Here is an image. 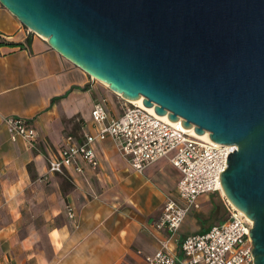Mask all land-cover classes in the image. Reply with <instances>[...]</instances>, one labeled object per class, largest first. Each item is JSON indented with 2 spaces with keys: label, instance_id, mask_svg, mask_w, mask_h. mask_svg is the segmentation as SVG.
Segmentation results:
<instances>
[{
  "label": "crops",
  "instance_id": "0c3cea01",
  "mask_svg": "<svg viewBox=\"0 0 264 264\" xmlns=\"http://www.w3.org/2000/svg\"><path fill=\"white\" fill-rule=\"evenodd\" d=\"M30 31L0 3V264H146L169 237L154 226L164 201L184 203L180 172L167 157L137 172L109 136L91 144L96 166L72 156L50 172L67 137L81 144L96 131L94 104L106 124L126 104ZM12 116L36 130L33 145L11 139L5 118ZM224 215L222 196L202 194L177 237L206 231ZM167 243L179 257V242Z\"/></svg>",
  "mask_w": 264,
  "mask_h": 264
},
{
  "label": "water",
  "instance_id": "95a60500",
  "mask_svg": "<svg viewBox=\"0 0 264 264\" xmlns=\"http://www.w3.org/2000/svg\"><path fill=\"white\" fill-rule=\"evenodd\" d=\"M124 100L235 145L222 194L264 264V0H0Z\"/></svg>",
  "mask_w": 264,
  "mask_h": 264
},
{
  "label": "built area",
  "instance_id": "2783aa9c",
  "mask_svg": "<svg viewBox=\"0 0 264 264\" xmlns=\"http://www.w3.org/2000/svg\"><path fill=\"white\" fill-rule=\"evenodd\" d=\"M123 113L105 123L106 112L99 104L90 110L91 121L96 128L86 134L81 144L71 143L70 137L62 148L58 160L49 159L48 170L61 172L72 156H80L91 166L98 159L91 147L94 140L107 136L118 141L117 147L131 168L142 172L150 162L167 157L180 172L177 181V197L184 203L168 198L162 205L161 215L154 223L155 228H166L169 237L159 240L160 248L147 257L146 264H254L251 254L252 240L249 236L251 221L235 208L220 188V174L226 169L227 155L235 145L216 143L209 137L201 138L186 132L180 119L165 120L143 105L127 101ZM11 139H21L33 145L37 132L26 121L17 116L5 118ZM209 192L222 194L226 217L213 223L203 232L177 237L178 228L192 207H198L199 196ZM174 238L180 245L181 255L177 257L168 248V239Z\"/></svg>",
  "mask_w": 264,
  "mask_h": 264
},
{
  "label": "bare ground",
  "instance_id": "6f19581e",
  "mask_svg": "<svg viewBox=\"0 0 264 264\" xmlns=\"http://www.w3.org/2000/svg\"><path fill=\"white\" fill-rule=\"evenodd\" d=\"M142 100H143V97H140V98L137 99V100H130V101H132L133 103H136V104H138V105H142ZM148 109H149L150 111H152V108H148ZM161 117H162L163 119H165V120H168L167 115H161ZM182 128H183L186 132L191 133V134H194V135H197V136H199V137H201V138L209 137V133H208V131H204V133L201 134V135L196 134V133L194 132V126H190L188 129H187V128H184L183 126H182ZM220 190H221V192H222V188H220Z\"/></svg>",
  "mask_w": 264,
  "mask_h": 264
},
{
  "label": "rangeland",
  "instance_id": "374dc122",
  "mask_svg": "<svg viewBox=\"0 0 264 264\" xmlns=\"http://www.w3.org/2000/svg\"><path fill=\"white\" fill-rule=\"evenodd\" d=\"M28 30H30L29 28H28ZM31 32V31H30ZM95 82H97V83H101L100 81L98 82V81H96L95 79H93ZM102 85H105L104 83H101ZM106 87H108L107 85H105ZM120 96V95H119ZM124 101V100H123ZM125 102V104H126V106H128L129 105V103L128 102H126V101H124ZM219 196H222V194L220 195V193H217ZM226 217V215H224V218Z\"/></svg>",
  "mask_w": 264,
  "mask_h": 264
}]
</instances>
